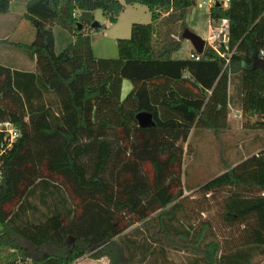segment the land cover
Masks as SVG:
<instances>
[{
  "label": "trees",
  "instance_id": "1",
  "mask_svg": "<svg viewBox=\"0 0 264 264\" xmlns=\"http://www.w3.org/2000/svg\"><path fill=\"white\" fill-rule=\"evenodd\" d=\"M135 4L159 18L156 0H28L35 39L14 45L36 71L0 64V122L21 133L1 157L0 264H73L85 256L158 264L168 263L169 249L189 252V264H264L254 261L264 255V149L203 184L201 200L187 207L182 146L198 131L225 130L236 98L264 129V73L253 68L254 57H264V0L212 8V21H229L225 57L212 46L194 53L199 60L173 59L179 46L157 55L150 23L118 39V59L96 58L91 33L101 27L81 12L101 10L116 23ZM10 6L0 0V15ZM55 24L74 36L60 54ZM180 29L183 36L184 22ZM186 75L196 92L178 87ZM123 80L133 90L121 100ZM141 112L155 125L141 128ZM214 202L222 226L238 232L232 245L201 219ZM137 224L150 234L127 232Z\"/></svg>",
  "mask_w": 264,
  "mask_h": 264
},
{
  "label": "rangeland",
  "instance_id": "2",
  "mask_svg": "<svg viewBox=\"0 0 264 264\" xmlns=\"http://www.w3.org/2000/svg\"><path fill=\"white\" fill-rule=\"evenodd\" d=\"M119 1L125 4V0ZM189 1L191 5H189ZM156 4V10L159 14L155 37H153L156 49L163 45L175 49L178 46L181 48L182 43L190 44V41L182 36L183 32L181 33V23L184 22L186 29L204 39H207L210 34L211 41L206 40L205 48L207 46L215 47L214 50H217L222 56L221 46H226L228 42L229 28L223 30L222 22H210V11L215 5L210 7L203 0H156ZM24 5L14 1L11 3L10 10L18 15H24L26 14V6ZM93 16L94 21L99 23V27H101L91 33L94 55L98 59H118V39L130 38L133 24H150L152 22V13L143 4L126 5L116 23L111 22L109 16L101 10L95 11ZM26 19L21 24L17 22L12 24L14 19L11 18L6 20L9 24L5 23L7 26L4 29L0 27L9 35L7 38L3 37L2 34L0 35V64L13 70H17L15 67L20 66L18 61L14 60L17 54L21 53L28 57L27 52L14 44L19 42L32 43L35 39V29L31 22ZM12 25L14 28L11 31ZM17 27H21L22 33L15 30ZM53 32L55 51L60 54L74 41V36L59 24L53 26ZM221 37L224 38L221 39ZM190 53L191 48L184 47L181 51L178 49L176 56H178L177 58H188ZM256 122L257 117L243 115L236 98L235 102L229 106L228 127L225 130L217 134L208 130L198 131L191 134L187 142L182 143L184 148L183 184L185 196L183 200H185L187 207H196V204L201 200L202 195L198 190L203 184L224 174L228 167L234 168L250 157L258 155L264 149V129L255 124ZM219 209V206L214 202L209 210L201 215V219L211 220L215 237L224 246L232 245L230 242L236 238L238 232L233 231L234 234L231 235L227 226H222V221L218 218ZM136 228H141L138 231L139 234L141 232L144 236L150 234L140 224L134 225L127 232H132ZM2 230L0 225V234ZM136 237L139 235L137 234ZM167 253L168 263L159 260L158 264H189L191 258L189 252L169 249ZM254 261L263 263L264 255L256 256ZM27 263L32 264L29 261ZM106 264H109L108 258Z\"/></svg>",
  "mask_w": 264,
  "mask_h": 264
},
{
  "label": "crops",
  "instance_id": "3",
  "mask_svg": "<svg viewBox=\"0 0 264 264\" xmlns=\"http://www.w3.org/2000/svg\"><path fill=\"white\" fill-rule=\"evenodd\" d=\"M20 2V4H25L24 6H26V9H27V2L28 0H11V3L12 2ZM14 19V21L12 22V24H14L15 22L21 24L22 22H24V20L26 19L25 18V14L24 15H18L16 13H14L13 11H9L8 13L6 14H2L0 15V27H6L7 24H9V22H6V20H10V19ZM27 20V19H26ZM159 20H153L152 19V24H153V37H155V28L157 26V23H158ZM210 22H212L211 18H210ZM7 23V24H5ZM16 24V23H15ZM19 26V25H18ZM14 28V26L12 25L11 26V31L12 29ZM15 30H17V32L19 33H22V30H21V27H17ZM3 35V37L7 38L9 35H7L5 33V31L1 30L0 29V35ZM16 36V35H15ZM17 38H19V36H17ZM20 39V38H19ZM204 39V38H203ZM205 40H209L211 41V38H210V34L208 36L207 39ZM154 39L152 41V46H153V50L154 52L157 54V55H161L164 51L166 50H169V49H173L172 47H168V45H163V46H159L158 49L155 48V44H154ZM184 42V41H183ZM19 43H22V42H19ZM22 44H30V43H22ZM184 47H189V49L191 48V53H190V56L187 58H183V57H179L177 58L178 56H176V52L174 53L173 55V59H177V60H186V59H190L191 58V55L194 54L196 51L192 45V43L190 42V44L186 45L185 43H182L181 45V48H179V50L181 51L182 48ZM14 60H17L18 64L20 66L18 67H15L17 68V70L19 71H28V72H35L36 71V63L33 59H31L29 56H25L21 53L17 54L14 58ZM5 66V65H3ZM7 67V66H6ZM9 68V67H8ZM26 68V69H24ZM30 68V69H29ZM16 70V69H14ZM186 79L183 80L181 83L178 84V87L182 90V91H185V92H190V93H194L197 91V88L196 86H194L192 83L189 82V76L186 75L185 77ZM128 83H127V82ZM191 81V80H190ZM133 90V84L129 81V80H123V83H122V90H121V100H124L128 95L129 93ZM29 262L31 263V261L29 260ZM106 264L107 263V258L104 257V258H101V259H93V258H90L89 256H85L79 260H77L76 262H74L73 264ZM24 264H28L27 262L24 263Z\"/></svg>",
  "mask_w": 264,
  "mask_h": 264
},
{
  "label": "water",
  "instance_id": "4",
  "mask_svg": "<svg viewBox=\"0 0 264 264\" xmlns=\"http://www.w3.org/2000/svg\"><path fill=\"white\" fill-rule=\"evenodd\" d=\"M219 6V4H218ZM81 20L83 22H91L92 25L94 27H99V23L97 22H92L93 20V13L92 12H81L80 14ZM79 28L82 29V23H79ZM183 37L186 40H189L195 51L199 54L202 55L204 53L205 50V46H206V40L203 39L201 36L191 32L189 29H186ZM253 68H261L263 70L264 73V58H261L259 56H255L254 57V64H253ZM137 120L139 123V126L141 128H149L155 125V121L153 119V114L149 113V112H141L137 115Z\"/></svg>",
  "mask_w": 264,
  "mask_h": 264
},
{
  "label": "built area",
  "instance_id": "5",
  "mask_svg": "<svg viewBox=\"0 0 264 264\" xmlns=\"http://www.w3.org/2000/svg\"><path fill=\"white\" fill-rule=\"evenodd\" d=\"M205 4H208L210 7L212 5H221L223 7H227L229 5L230 0H203ZM222 22V23H221ZM218 23L222 24V29L226 30L229 28V21L224 19ZM224 37H221L223 39ZM214 41V40H213ZM215 48V47H214ZM264 56V52L261 54ZM222 56L225 57L226 54L222 52ZM191 58H194L196 60L200 59V56L198 54H192ZM21 133L20 130L10 121H3L0 122V164H1V157L2 155L12 147L14 142L20 137ZM0 178H1V172H0Z\"/></svg>",
  "mask_w": 264,
  "mask_h": 264
}]
</instances>
